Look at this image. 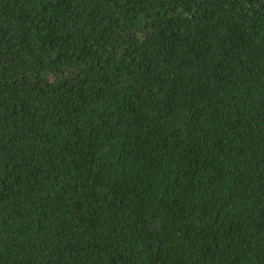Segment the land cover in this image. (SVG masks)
<instances>
[{"label": "trees", "instance_id": "obj_1", "mask_svg": "<svg viewBox=\"0 0 264 264\" xmlns=\"http://www.w3.org/2000/svg\"><path fill=\"white\" fill-rule=\"evenodd\" d=\"M0 264H264V0H0Z\"/></svg>", "mask_w": 264, "mask_h": 264}]
</instances>
